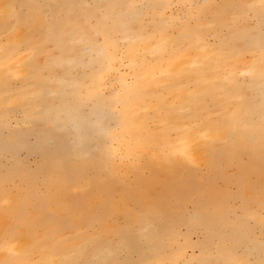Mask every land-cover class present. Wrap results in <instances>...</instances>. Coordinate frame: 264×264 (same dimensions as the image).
I'll return each instance as SVG.
<instances>
[{"label":"bare ground","instance_id":"obj_1","mask_svg":"<svg viewBox=\"0 0 264 264\" xmlns=\"http://www.w3.org/2000/svg\"><path fill=\"white\" fill-rule=\"evenodd\" d=\"M0 264H264V0H0Z\"/></svg>","mask_w":264,"mask_h":264}]
</instances>
